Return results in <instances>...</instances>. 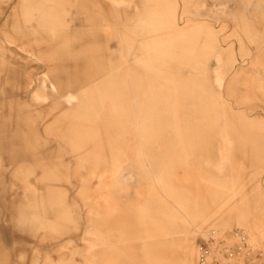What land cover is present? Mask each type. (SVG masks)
Returning a JSON list of instances; mask_svg holds the SVG:
<instances>
[{
  "label": "rangeland",
  "instance_id": "obj_1",
  "mask_svg": "<svg viewBox=\"0 0 264 264\" xmlns=\"http://www.w3.org/2000/svg\"><path fill=\"white\" fill-rule=\"evenodd\" d=\"M81 1L0 0V264H181L184 240L195 264L208 229L244 231L264 264L263 78V91L250 87L256 61L264 69V44L251 38L264 36V0H156L182 34L155 88L164 121L143 144L136 125L105 123V111L100 121L82 117L98 126L93 135L85 124L80 144L68 126L78 108L48 85L79 53L123 58L124 70L133 63L122 42L139 46L126 22L143 0H87L100 12L95 27L84 25ZM109 14L114 27L106 28ZM93 45L101 53L82 50ZM89 72L83 79L95 86ZM214 195L218 205L179 229L186 205ZM252 196L247 216L238 220L242 208L232 217V205Z\"/></svg>",
  "mask_w": 264,
  "mask_h": 264
},
{
  "label": "crops",
  "instance_id": "obj_2",
  "mask_svg": "<svg viewBox=\"0 0 264 264\" xmlns=\"http://www.w3.org/2000/svg\"><path fill=\"white\" fill-rule=\"evenodd\" d=\"M79 11L86 27H95L99 25L100 12L94 1L82 0ZM111 15L112 14H109L107 19L103 21L106 28L114 27L111 24ZM126 23L132 26L135 33L138 32L142 36L139 46L135 49H126L125 43L122 42V47L125 49V56H131L133 58V63L130 67L125 70L122 68L123 58H119L117 64H112L110 62L105 63L100 57L101 54H95L94 57L92 56L88 59L84 58L83 54L79 53L77 60H75L76 62L69 61L67 63L65 72L51 74L48 77L50 89L64 100L65 106L71 109L75 107L78 108V117L69 119L68 126L73 133L78 131L77 141L80 144L83 143L82 135L84 134L82 129L86 127V123L83 124L81 121L82 117L88 116L90 119L100 121L101 111L110 114L105 118V123L109 124L115 119L114 121L118 128L125 126L126 121L128 127L132 124L136 125L142 144L149 142L154 127H160V121H164V114L160 112L158 105V89L156 90L155 88L156 86L159 87L164 74L171 66L172 55L176 48L177 40L182 34V30L168 23L167 18L159 11L156 0L151 3L148 0H143L141 9H139L137 13H131ZM156 26H160V30H156V28H154ZM125 31L124 33L122 32L123 36H125ZM253 33L254 35L251 37L253 42L257 44V47L262 46L264 42L261 44V41H264V36L258 38L256 30ZM251 38L249 36L247 37V39L250 40ZM258 39L260 40V45ZM82 50H90V52L97 51L98 53L102 51L94 45L91 46L90 49L84 47ZM136 57H138L137 60H135ZM260 63L259 60L256 61L257 66L254 68L250 87L253 86L255 89L263 91L261 89L263 88L261 82L264 80V69L260 66ZM85 69L90 70L89 80L96 81L97 84L95 86H89V84L85 83L83 79V71H85ZM136 69H140L139 77H133V73ZM128 74H130V76H128ZM127 77L128 79L130 77L129 80L131 82V90L129 93L131 104L128 103V93L123 84L124 78L126 79ZM114 80H119L120 83L117 88L112 89L111 84H113L112 82H114ZM144 85L147 87V90L141 94L140 89ZM141 95L142 97H140ZM260 97L262 101H264V93H261ZM107 98H111L109 103H111L112 106L110 107H105L104 103ZM70 99H74L77 105L70 107ZM124 102H127V106ZM154 105H156V107H154ZM84 110L88 112L83 113ZM122 112L125 114L124 119L127 120H125V123L122 121V124H120L119 121L122 119L119 113ZM111 113H114V115ZM115 113H117V115H115ZM86 125L89 126V131L94 135L98 124L89 122ZM124 133L127 134V132ZM122 134L123 132L121 129H118L115 135L116 142H121ZM143 136L144 138H142ZM255 192H257L256 189L254 190V193ZM248 200L254 201L255 197H249ZM220 201L221 197L214 195L205 198L204 201L190 202L185 206L184 211H182L183 214H177L179 216H176V219H179L181 224L179 229L182 228L183 231L185 226L191 224L195 219L206 216ZM239 201L240 200H238V202ZM238 202L232 205V210L234 212L232 217H236L235 212L239 205ZM224 207L225 209L228 208L225 204ZM221 211L223 210H220L219 213ZM226 218H229L227 214ZM254 220L257 221L256 219ZM167 246H169V244ZM193 253L194 245L191 244V240L182 241L181 264H192Z\"/></svg>",
  "mask_w": 264,
  "mask_h": 264
},
{
  "label": "built area",
  "instance_id": "obj_3",
  "mask_svg": "<svg viewBox=\"0 0 264 264\" xmlns=\"http://www.w3.org/2000/svg\"><path fill=\"white\" fill-rule=\"evenodd\" d=\"M196 264H261V252L248 243L242 230L209 231L197 242Z\"/></svg>",
  "mask_w": 264,
  "mask_h": 264
},
{
  "label": "bare ground",
  "instance_id": "obj_4",
  "mask_svg": "<svg viewBox=\"0 0 264 264\" xmlns=\"http://www.w3.org/2000/svg\"><path fill=\"white\" fill-rule=\"evenodd\" d=\"M74 105V99H70V102H69V106L70 107H72ZM238 207H237V210H236V212H235V214H236V219H238V216L240 215L239 214V211L242 209V208H246L245 209V211L241 214V216H240V218L238 219V220H240L241 218H243L244 216H247V214L249 213V211H250V208H251V203H250V200H247V199H240V201L238 202ZM249 217V216H248ZM247 218V217H246ZM249 219V222H250V225L251 226H257V224L258 223H256V221L254 220V218L253 217H249L248 218ZM236 230V229H235ZM238 230H240V229H238ZM209 231H211V230H206L205 232H203L202 234H201V236L199 237V241L201 240V239H203L204 237H205V235L209 232ZM214 231H216V230H214ZM216 232H219V233H221V234H223V232H220V231H216ZM246 234V233H245ZM247 235V234H246ZM247 238H248V243L250 244V246H252V244L250 243V241H249V237L247 236ZM253 247V246H252ZM254 248V247H253ZM254 249H256V248H254ZM257 250V249H256ZM196 258H197V248H196ZM196 258H195V264H196ZM261 264H262V262H261Z\"/></svg>",
  "mask_w": 264,
  "mask_h": 264
}]
</instances>
